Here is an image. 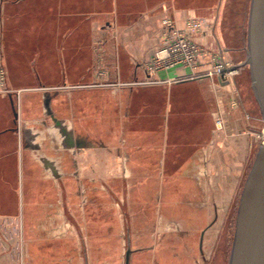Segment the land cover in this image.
<instances>
[{
  "label": "crops",
  "instance_id": "obj_1",
  "mask_svg": "<svg viewBox=\"0 0 264 264\" xmlns=\"http://www.w3.org/2000/svg\"><path fill=\"white\" fill-rule=\"evenodd\" d=\"M229 7L0 0L12 89L0 94V264H125L128 246L130 264H200L224 190L215 174L247 171L249 125L232 82H139L166 16L208 20L201 41L232 58ZM228 109L224 145L215 121Z\"/></svg>",
  "mask_w": 264,
  "mask_h": 264
},
{
  "label": "water",
  "instance_id": "obj_2",
  "mask_svg": "<svg viewBox=\"0 0 264 264\" xmlns=\"http://www.w3.org/2000/svg\"><path fill=\"white\" fill-rule=\"evenodd\" d=\"M245 58L250 86L264 120V0H250ZM128 246L125 264H130ZM227 264H264V143L258 145L246 171L232 221Z\"/></svg>",
  "mask_w": 264,
  "mask_h": 264
},
{
  "label": "rangeland",
  "instance_id": "obj_3",
  "mask_svg": "<svg viewBox=\"0 0 264 264\" xmlns=\"http://www.w3.org/2000/svg\"><path fill=\"white\" fill-rule=\"evenodd\" d=\"M249 3L250 0H230L229 9H231V23L228 27L231 28L228 32L233 34L234 43L227 46V48H229L232 57L228 59H230L233 66L241 63L245 58L244 48L246 44V34L245 38L243 39L244 32L240 33L239 29L241 28V21L242 23L245 22L244 24H242V28L247 25ZM235 69L238 73L232 79L231 90L236 96L235 98H233V100H231L230 106L232 110L237 109L238 111H240L242 113L243 119H245L246 121L247 126L249 125L248 130H246L248 132V169L253 155L257 149L255 143L252 142L251 132L256 135V139H261L260 136L262 135V132L264 130V122L260 119V111L251 90L248 68L246 66H243L237 67ZM233 101L236 102V105L234 106H232ZM229 114V109L227 110L226 114L222 112L223 119L221 128H216L217 138H219V142L224 145L225 143L226 145H228L224 138L229 139L235 134V131H232V133H228L226 119ZM251 127L259 130V132H261V135L255 132V129H251ZM234 169H237V171L234 172ZM245 175V166H242L241 168L233 167V172L227 174H215L216 183L221 184V182L223 181L224 190L223 188L220 189V191L218 190V188L216 189V194H219L218 196L219 198H221V204L218 207L219 216L211 227L212 231L210 232V237H208L206 240L204 251L202 253L200 252L198 255L200 264H227L232 221L238 201V195L243 185Z\"/></svg>",
  "mask_w": 264,
  "mask_h": 264
},
{
  "label": "built area",
  "instance_id": "obj_4",
  "mask_svg": "<svg viewBox=\"0 0 264 264\" xmlns=\"http://www.w3.org/2000/svg\"><path fill=\"white\" fill-rule=\"evenodd\" d=\"M211 23L202 18H188L183 24L166 16L161 22L160 44L155 49L147 64L148 77L140 84L171 82L189 79L208 78L220 84L232 82L238 73L231 61L220 49L205 45L201 37L211 35ZM172 68H187L188 72L177 77L160 79L157 73ZM7 70L4 63L3 47L0 40V94H10ZM21 91H17V94ZM236 102H232V106ZM222 113L216 118V128H221ZM260 144L264 143V134L260 136Z\"/></svg>",
  "mask_w": 264,
  "mask_h": 264
},
{
  "label": "bare ground",
  "instance_id": "obj_5",
  "mask_svg": "<svg viewBox=\"0 0 264 264\" xmlns=\"http://www.w3.org/2000/svg\"><path fill=\"white\" fill-rule=\"evenodd\" d=\"M262 133L264 134V131Z\"/></svg>",
  "mask_w": 264,
  "mask_h": 264
}]
</instances>
